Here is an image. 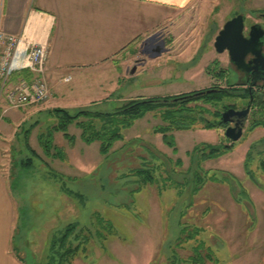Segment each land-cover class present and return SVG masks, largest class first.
<instances>
[{
	"label": "rangeland",
	"instance_id": "rangeland-1",
	"mask_svg": "<svg viewBox=\"0 0 264 264\" xmlns=\"http://www.w3.org/2000/svg\"><path fill=\"white\" fill-rule=\"evenodd\" d=\"M208 1L209 10L197 33L205 42L195 62L191 60L197 50L190 52L193 56L190 61L179 60L176 54L168 55L165 61L162 60L165 66L159 69L158 78L145 79L147 71L134 82H122L117 93L111 92L108 97L95 101L91 98L98 93L90 89L86 78L75 77L65 85L71 87L65 93L67 100L59 99L58 102L76 104L73 112L89 107L113 112L140 94L150 98H173L212 86L220 89L240 86L230 69V60L225 62L226 77L208 75L205 66L211 63L214 54L221 53L215 49L208 54L202 52L209 51L208 45L218 35L219 28L222 29L236 13L245 15L247 27L259 23L264 28V1ZM188 69L191 71L187 76ZM51 98L50 92L46 102L30 108L29 142L38 156L20 148L11 162L12 187L21 205L20 232L15 248L19 246L27 260L46 263L54 237H60L68 224L78 223L89 240L73 264H192L188 259L199 244L201 257L197 258L200 263L264 264L263 213L259 212L260 220L255 206L238 204L227 183L207 180L194 192L193 175L187 174L197 159L198 154L194 152L197 146L232 142L225 136L227 127L209 130L198 125L191 130L176 131L173 133L176 148H172L164 142L162 134L154 132L155 127L163 123L160 114L150 112L124 131V139L105 156L100 152V142L85 143L81 138L82 131L72 124L69 132L76 136L74 146L69 145L62 132L54 136V144L67 151L68 159L63 161L54 150L46 154L40 142V136L47 135L49 127L58 122L54 113L56 107L49 106ZM247 102L227 97L216 104L199 99L193 100L191 105L203 106L212 115L216 109L224 113V104L241 110L248 107ZM252 121L251 110L244 134L235 142L234 150L218 158L200 161L205 171L223 172L219 175L223 177L233 174L244 187L255 188L245 169L246 152L250 144L262 140L264 128L250 130ZM263 156L264 152L255 155L251 168L264 190V167L260 162ZM233 158L237 164L233 163ZM30 159L31 165L26 164ZM145 161L154 166L155 182L132 191L138 189V178L128 173L143 166ZM168 174L181 187L173 186L168 181ZM256 202L260 207L259 199ZM256 221L261 223L255 239L252 229ZM184 227L188 228L185 232L182 231ZM194 230L197 234L187 238ZM208 250L212 253L211 259L202 256Z\"/></svg>",
	"mask_w": 264,
	"mask_h": 264
},
{
	"label": "crops",
	"instance_id": "crops-1",
	"mask_svg": "<svg viewBox=\"0 0 264 264\" xmlns=\"http://www.w3.org/2000/svg\"><path fill=\"white\" fill-rule=\"evenodd\" d=\"M208 3V0H0V28L22 36L26 42L48 45L45 79L52 93L49 106L71 111L76 104H63L58 100H67L65 93L71 87L68 89L65 85L75 77L86 78L90 89L98 93L91 98L95 101L108 97L111 92L117 93L122 82H134L147 71L145 79L158 78L159 69L165 66L163 61L168 55L176 54L177 59L190 61L193 57L190 52L197 50L191 60L195 62L205 42L197 33L209 10ZM157 34H162L167 52L151 57L142 45L151 35ZM215 39L216 36L208 45L209 51H203V54L213 52ZM216 60L225 68V62L229 60L227 52L214 54L210 62ZM198 65L199 62L195 67ZM190 71L187 70V76ZM30 75L31 79L34 75L30 70L13 73L9 86L23 78L30 80ZM168 76L172 77L171 74ZM68 77L71 79L66 81ZM146 98L150 97L142 94L135 97ZM31 107L10 106L0 83V264H37L27 260L19 246L15 248L20 232L21 205L12 187L10 173L17 149L29 151ZM237 162L235 159L233 163ZM250 179L256 186L246 185V189L260 219L259 212L264 217V204L261 203L264 190L258 177ZM258 199L260 207L256 202ZM260 223L254 224L252 238L256 239Z\"/></svg>",
	"mask_w": 264,
	"mask_h": 264
},
{
	"label": "trees",
	"instance_id": "trees-1",
	"mask_svg": "<svg viewBox=\"0 0 264 264\" xmlns=\"http://www.w3.org/2000/svg\"><path fill=\"white\" fill-rule=\"evenodd\" d=\"M236 13L235 15H238ZM206 72L212 77H226L227 71L221 66L219 61H214L207 68ZM31 75L28 76L30 79ZM238 87H232L231 89H221L217 92L205 94L202 96L193 97L191 99H175L187 94L175 96L173 98H146V99H134L125 103L123 106L117 108L113 112H103L93 110L89 108H82L76 112L70 111L65 108H56L54 113L57 115L58 122L48 129L47 135H41V144L46 152L50 154L54 150L58 158L63 161L68 159L67 151L62 146L54 144V136L57 132H62L64 138L69 142L70 146H74L76 136L69 132V127L75 124L82 132L81 138L87 144L94 142H100V152L102 155L108 156L112 153L114 145L124 139V131L131 128L135 122L148 113H159L162 119V124L156 126L154 132L162 134L164 142L172 147L176 148V140L173 133L176 131L191 130L198 125H201L204 129H219L226 128L227 125L223 122V112L219 109L211 112L209 109L195 105L192 106L193 100L205 99L207 103H220L223 99L229 98H241L247 100V106L251 105L253 121L250 125V130H254L257 127L264 128V84L252 88V95L250 93L251 88L245 87L244 84H239ZM245 89H243V87ZM218 88V87H216ZM195 93V92H194ZM193 94V92L189 93ZM224 110L229 108H236L234 105L224 104ZM210 116V117H209ZM226 136V135H225ZM226 138H228L226 136ZM236 147L235 142H221L219 144L204 143L197 146L194 150L197 155V159H194L193 165L187 170V174L193 175L194 192L199 190L201 184L207 180L218 181L227 183L231 192L235 195L237 202L243 206H253L252 199L248 190L244 187L236 176L233 174L223 175V172L205 171L200 161L214 159L221 157L227 153H230ZM29 151L33 155L38 156L36 151L28 144ZM264 152V138L253 143L247 153L245 168L247 174L256 179L254 170L251 168V163H254L255 155H262ZM31 159L26 164L31 165ZM261 165L264 167V156L260 158ZM146 163V164H145ZM144 165L130 170L128 175L136 176L138 189L132 191H139L142 186L155 182V169L151 166V162L145 161ZM168 172V169H167ZM232 181L235 183L233 184ZM168 181L173 186H179V183L170 178L168 174ZM187 184L188 181L186 182ZM168 186V185H167ZM171 187V186H168ZM188 228H183L185 232ZM84 228L79 227L78 223H70L63 231L60 237H54L51 243L50 254L44 264H73L74 258L78 255L82 246L85 245L89 236L83 234ZM193 234L187 236V238H193V235L197 234V231H192ZM78 241V242H77ZM77 243L76 245L74 243ZM202 244V243H201ZM203 245V244H202ZM209 251V250H208ZM212 253L209 251L207 254L202 255L211 259ZM201 257V245L195 247L194 255H192L188 261L192 264H204L200 263Z\"/></svg>",
	"mask_w": 264,
	"mask_h": 264
},
{
	"label": "water",
	"instance_id": "water-1",
	"mask_svg": "<svg viewBox=\"0 0 264 264\" xmlns=\"http://www.w3.org/2000/svg\"><path fill=\"white\" fill-rule=\"evenodd\" d=\"M264 16V15H263ZM245 15L239 13L228 20L216 36L214 47L218 53H228L230 62L247 76L252 75V88L264 84V28L259 23L250 26L248 35L245 34ZM250 56V60H247ZM220 88L206 89L187 94L175 99H191L193 97L219 91ZM251 105L245 109L229 108L222 114L224 123H231L225 129V135L232 141L240 140L244 134Z\"/></svg>",
	"mask_w": 264,
	"mask_h": 264
},
{
	"label": "built area",
	"instance_id": "built-area-1",
	"mask_svg": "<svg viewBox=\"0 0 264 264\" xmlns=\"http://www.w3.org/2000/svg\"><path fill=\"white\" fill-rule=\"evenodd\" d=\"M48 56L47 44L26 42L22 36L0 28V83L10 106L25 108L49 99L51 91L45 79ZM24 70H30L34 76L9 86L13 73Z\"/></svg>",
	"mask_w": 264,
	"mask_h": 264
},
{
	"label": "flooded vegetation",
	"instance_id": "flooded-vegetation-1",
	"mask_svg": "<svg viewBox=\"0 0 264 264\" xmlns=\"http://www.w3.org/2000/svg\"><path fill=\"white\" fill-rule=\"evenodd\" d=\"M251 25L252 24H250L248 27L246 25L247 28H245V32L248 31L246 33V35H248ZM142 47L145 48L144 51L149 53L151 57H154L156 55H161L163 53L165 54L167 52L166 47L164 45V42L162 40V34L151 35V37L148 40L143 42ZM250 59L251 58L249 56L247 60H250ZM231 64H232V66H230V67H232V68H230V69H232L233 74L236 77V80L239 82V84H244V85L248 86V88L249 87L251 88L250 83L252 81L253 76L252 75L247 76V74L245 72L241 71L240 69H238L236 65H234L233 63H231ZM209 89H216V86H212ZM242 109H245V108H242ZM225 124L227 125V127L232 125L231 123H225Z\"/></svg>",
	"mask_w": 264,
	"mask_h": 264
}]
</instances>
